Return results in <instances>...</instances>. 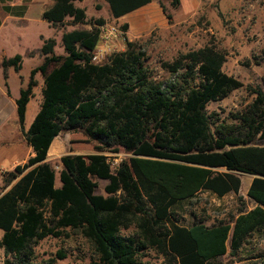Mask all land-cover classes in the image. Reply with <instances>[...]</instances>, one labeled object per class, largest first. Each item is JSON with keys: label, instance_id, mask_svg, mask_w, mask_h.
Masks as SVG:
<instances>
[{"label": "trees", "instance_id": "trees-1", "mask_svg": "<svg viewBox=\"0 0 264 264\" xmlns=\"http://www.w3.org/2000/svg\"><path fill=\"white\" fill-rule=\"evenodd\" d=\"M51 1L43 12L45 21L88 23L86 10L75 4L83 0ZM106 1L115 19L153 2ZM103 23L96 20L92 29L65 32V55L54 53V39L46 40L43 63L31 70L20 90L16 112L24 128L38 85L35 76L41 73L43 100L25 132L33 156L7 173L4 181L10 188L0 195L5 264H33L40 241L70 232H79L91 244L99 260L93 264H137L141 252L150 248L166 264H212L227 253L236 256L264 231V75L262 86H247L253 101L232 114L233 122L221 123L208 105L244 87L224 72L225 52L207 45L181 53L162 63L168 77L155 79L137 42L127 40L126 49L108 63L93 62L100 39L96 26ZM123 28L127 31L128 24ZM23 59L17 54L1 61L5 79L9 68L21 71ZM64 131L71 133L72 151L89 153L61 157L57 187L47 158ZM119 150L129 156L113 167L106 153ZM242 174L253 177L247 189L252 209L242 206L237 215L212 226L204 220L181 224L175 206L194 204L202 192L218 198L239 194ZM96 179L108 181V196L97 194ZM132 226L137 238L121 234Z\"/></svg>", "mask_w": 264, "mask_h": 264}, {"label": "rangeland", "instance_id": "rangeland-1", "mask_svg": "<svg viewBox=\"0 0 264 264\" xmlns=\"http://www.w3.org/2000/svg\"><path fill=\"white\" fill-rule=\"evenodd\" d=\"M173 0H153L149 5L123 17L115 19L106 0H83L77 3L84 8L88 16L87 24H74L67 19L64 25L48 27L43 20L34 21L29 33L40 32L44 37L56 41L54 53L65 55L61 40L64 32L74 29H92L96 20H103V25L115 27L118 33L108 40L99 39L93 52L101 54L100 64L108 63L111 56L126 49L127 40L137 42L146 53V64L155 79H163L168 74L162 63L173 61L179 54L200 49L207 45L216 46L227 55L223 70L228 75L240 80L244 87L234 91L221 101L208 105L210 113H216L220 122H233L232 114L241 112L254 99L247 86H262L264 75V0H180L176 6ZM161 4L166 8L163 12ZM128 24V30L123 26ZM97 28V27H96ZM18 35L24 31L17 29ZM27 32V34H29ZM16 43L0 39V59L2 55L11 57L15 54L24 56L22 70L18 73L8 69L4 78L0 60V195L10 186L5 185L7 173L14 171L18 165H24L33 156L25 132L28 130L43 100L44 79L41 73L35 78L38 85L33 90L26 113L24 128L19 124L16 112V100L20 90L27 86L30 72L43 63L44 56L36 40ZM28 47L30 50L28 49ZM100 50L103 52H100ZM86 151H72L71 133L64 131L54 140V147L49 151L47 161L57 174L56 186L60 187L59 172L62 169L61 157L67 154H87ZM113 167L129 155L122 150L106 153ZM242 187L239 194L231 193L224 198L202 192L191 205L189 201L174 207L181 219V224L191 226L195 221L204 220L208 226L221 220H229L237 215L242 206L250 210L255 203L247 196V189L253 177L242 174ZM98 184L97 194L108 196L105 186L108 181L95 180ZM244 204V205H243ZM121 234L137 238L135 226L122 229ZM3 231L0 229V240ZM33 264H93L98 257L88 240L79 232H70L62 238L49 237L40 241L34 248ZM61 252L64 257L59 256ZM11 260V258L9 257ZM264 264V231L249 239L236 256L227 253L212 264ZM0 264H5L4 250L0 247ZM137 264H166L164 257L154 249H147L138 257Z\"/></svg>", "mask_w": 264, "mask_h": 264}, {"label": "crops", "instance_id": "crops-1", "mask_svg": "<svg viewBox=\"0 0 264 264\" xmlns=\"http://www.w3.org/2000/svg\"><path fill=\"white\" fill-rule=\"evenodd\" d=\"M77 3L78 2H76L75 4L77 5ZM51 6V0H0V39L11 41V43H26V46H28L27 42H29V39L30 41L34 39L36 40L37 44H39V48L36 50H41L46 40L54 38L44 37V35L40 32H35L34 34H32L33 32L29 33V31L32 30V26H34L35 23L34 21L38 23L39 19L40 21L44 20L43 12ZM5 7H8L9 10H6ZM47 23L48 27H53V34L55 33L54 28L60 25H64V23L58 25H53L49 22ZM17 29H22L24 33L22 35H18ZM27 32L29 34H27ZM28 49L30 48L28 47ZM15 55L11 57L2 55L0 60H3L4 58H12Z\"/></svg>", "mask_w": 264, "mask_h": 264}, {"label": "built area", "instance_id": "built-area-1", "mask_svg": "<svg viewBox=\"0 0 264 264\" xmlns=\"http://www.w3.org/2000/svg\"><path fill=\"white\" fill-rule=\"evenodd\" d=\"M99 31H100V39L101 40H108L110 39L113 35H116L118 33V29H116L115 27H108L107 25H98L96 26ZM100 52H102L100 50ZM103 53V52H102ZM101 54H94L93 55V62L96 64H100L98 61L101 60Z\"/></svg>", "mask_w": 264, "mask_h": 264}]
</instances>
